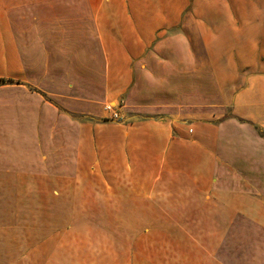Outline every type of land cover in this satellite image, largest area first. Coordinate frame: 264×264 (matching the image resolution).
Wrapping results in <instances>:
<instances>
[{
    "label": "crops",
    "instance_id": "0c3cea01",
    "mask_svg": "<svg viewBox=\"0 0 264 264\" xmlns=\"http://www.w3.org/2000/svg\"><path fill=\"white\" fill-rule=\"evenodd\" d=\"M35 60L102 84L0 161V264H264V0H0V86Z\"/></svg>",
    "mask_w": 264,
    "mask_h": 264
},
{
    "label": "rangeland",
    "instance_id": "374dc122",
    "mask_svg": "<svg viewBox=\"0 0 264 264\" xmlns=\"http://www.w3.org/2000/svg\"><path fill=\"white\" fill-rule=\"evenodd\" d=\"M67 63L68 62L60 61H31L30 72L32 83H26V89L11 90L0 86V161L6 157L22 154L23 145L25 143L23 134H45L54 131L55 125L53 120L49 117L54 116L51 110H57L59 113L63 112L75 118L84 117V115L81 114L71 113L68 107H66V102L63 101V99L67 98L65 95L76 94V92L86 89L88 85L93 90H99L102 84V77L84 75L82 69L83 62H73L75 66L79 67V75H74L72 77L66 76L64 73L67 70L66 68L70 65L69 63L66 66ZM47 68L51 69L52 73H57V75L44 74V70ZM135 77L136 76L133 74L130 88L135 87ZM198 79L200 78H191V91L186 94L185 104L190 105L189 109L192 113L210 110L212 107L210 104L214 102L215 96L217 95L211 91L204 92L200 90V93L195 92V90L200 88V86H198ZM71 84H73V89L78 91L66 92L64 90L66 87L71 88V86H68ZM0 85H2L1 82ZM143 88L144 90L146 89L149 94H151L152 90L157 94L161 89L160 86L156 84L152 87L147 77L143 79ZM206 88L209 89L208 82ZM62 94H64V96ZM127 95L128 90L112 103H106L105 107L108 105L113 107L121 101L124 104L126 103V108H138V91L134 92L132 103L128 101ZM158 103L176 105L177 101L162 99L159 100ZM136 114L138 115V112H136ZM229 115L228 111H224L221 116L227 117ZM49 208L50 205H48V210Z\"/></svg>",
    "mask_w": 264,
    "mask_h": 264
},
{
    "label": "built area",
    "instance_id": "2783aa9c",
    "mask_svg": "<svg viewBox=\"0 0 264 264\" xmlns=\"http://www.w3.org/2000/svg\"><path fill=\"white\" fill-rule=\"evenodd\" d=\"M122 105L123 103L120 101L113 107L109 105L106 106L105 110L109 114L108 118L116 122H124L126 120V115L121 111Z\"/></svg>",
    "mask_w": 264,
    "mask_h": 264
}]
</instances>
